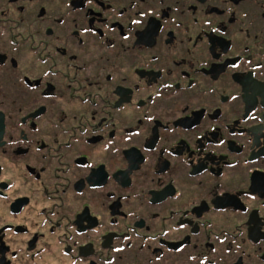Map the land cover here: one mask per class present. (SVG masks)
Here are the masks:
<instances>
[{"label":"flooded vegetation","instance_id":"1","mask_svg":"<svg viewBox=\"0 0 264 264\" xmlns=\"http://www.w3.org/2000/svg\"><path fill=\"white\" fill-rule=\"evenodd\" d=\"M0 264H264V0H0Z\"/></svg>","mask_w":264,"mask_h":264}]
</instances>
